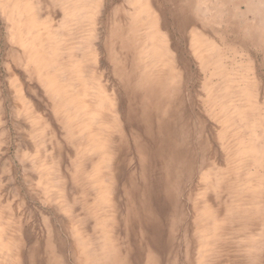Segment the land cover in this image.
Returning a JSON list of instances; mask_svg holds the SVG:
<instances>
[{
  "label": "rangeland",
  "instance_id": "obj_1",
  "mask_svg": "<svg viewBox=\"0 0 264 264\" xmlns=\"http://www.w3.org/2000/svg\"><path fill=\"white\" fill-rule=\"evenodd\" d=\"M28 1L51 34L59 83L78 88L69 71V63L76 64L89 107L100 111L88 123L87 115L75 114L63 97L49 93L0 3V264H264V0H181L202 34L195 41L158 16L163 57L150 53V37L138 30L142 22L133 1H100L91 25L80 13L73 15L72 0ZM112 44L117 54H109ZM161 57L173 68L168 71ZM148 67L163 71L161 85L143 80ZM99 94L111 101L112 112L97 106ZM250 99L253 109L245 110L242 121L225 122L229 103L240 106ZM162 120L171 146L158 151ZM99 137L106 138V148L95 146ZM172 145L179 146L177 154ZM243 145H257L258 161L251 153L239 154Z\"/></svg>",
  "mask_w": 264,
  "mask_h": 264
},
{
  "label": "bare ground",
  "instance_id": "obj_2",
  "mask_svg": "<svg viewBox=\"0 0 264 264\" xmlns=\"http://www.w3.org/2000/svg\"><path fill=\"white\" fill-rule=\"evenodd\" d=\"M100 1H102V0H72V3L73 4H71V7H72V13H73V15H75V14H77V13H80L82 16H84L85 18H86V21H87V23L89 24V25H91L94 21H95V19L97 18V13H99L98 12V9L100 8L99 6H98V4L100 3ZM129 2L131 1H133L134 2V5H135V8L137 9V13H138V15H139V18H140V21L142 22L141 23V25H140V27L138 28V30H140L141 28H143L145 31H144V33L147 35V36H149L150 37V40H151V42H150V40H149V42H148V44H150L151 43V45L149 46L150 48L149 49H151L152 51L150 52V53H155V52H157V54L158 55H160V56H162L163 57V45L161 44V42H160V39H159V28H158V26H159V24H158V16L159 17H163V18H166V19H168L169 20V22L170 23H172L174 26H175V28H174V30L175 31H178V32H180V33H184V32H188V35H190L192 38H197V35H200V34H202L201 33V30L200 29H198L197 27H195L193 24H194V22H195V20L192 18V16H191V7L190 6H186V5H184V4H182V2H181V0H128ZM107 2V1H106ZM109 2V1H108ZM222 2V1H221ZM0 3H1V9H2V11L6 14V16L11 20V22H12V26H13V28L15 29V30H17V31H19L21 34H19L18 35V41H19V44L24 48V50L27 52V56H28V61L31 63V64H33L34 65V67L36 68V70L38 71V73H41V75H40V80H41V82L43 83V85L47 88V90L49 91V93H51L52 95H57V96H59V97H63L64 98V101H66L65 103H67L68 105H70L72 108H73V111H74V113H75V111H78V112H80V113H78V114H83V115H87V118H86V121L89 123V121L88 120H91V114H95V113H97L98 114V111H100V110H98V108H94V110L93 109H91L89 106H90V104L88 103V99L87 98H89V97H86V96H89V93H88V88H87V84L85 83V81H84V78H83V76H81L80 75V69L78 68V66L76 65V64H74V63H72L70 60V62L71 63H69L70 64V68H69V71H70V73H74V76H75V78L77 79V81H78V88L77 89H75V91L74 90H71L70 88V86L67 84V82H66V84H63V83H59V81H58V76H59V74H58V76H57V74H56V69H58L57 68V66H56V64H55V59H56V55H55V49H54V47H50V45H49V43H50V39H51V34H50V32H49V30H47V28L45 29V27H44V25L42 24V22H39L38 20H37V18L35 17V12H33L34 10L32 9V6H31V4H30V2L28 1V0H0ZM105 3V2H104ZM209 3V2H208ZM108 4V3H107ZM116 4V3H115ZM136 4H137V6H136ZM210 4V3H209ZM101 5V4H100ZM189 5V4H188ZM204 5V4H203ZM224 5V4H223ZM116 6V5H115ZM119 6V5H118ZM252 6V5H251ZM99 7V8H98ZM107 7V6H106ZM195 8V7H194ZM106 9V8H105ZM126 9V8H125ZM136 9H135V11H136ZM264 9V8H263ZM114 9L112 8V11H113ZM158 12V13H156V11ZM194 10V9H193ZM195 10H196V8H195ZM251 10V9H250ZM208 11H209V9H208ZM255 11V10H254ZM253 11V12H254ZM263 11V10H262ZM116 12V11H115ZM240 12V11H239ZM238 12V13H239ZM110 13V12H109ZM113 13V12H112ZM123 13H124V10H123ZM126 13V12H125ZM208 13H210V12H208ZM237 13V12H236ZM101 14V13H100ZM105 14V13H104ZM103 14V15H104ZM259 14V13H258ZM99 15V14H98ZM118 15V14H117ZM240 15V14H239ZM140 16H143V17H140ZM100 17V16H99ZM200 17H203V16H200ZM108 18H109V16H108ZM236 18V17H235ZM126 19H128V18H126ZM202 19V18H201ZM67 20V19H66ZM98 20H99V18H98ZM105 20H106V18H105ZM116 20H118V19H116ZM198 20V19H197ZM237 20V19H236ZM114 22H112V24H113V26L112 27H115L116 28V26L118 25V23H116L115 22V19L113 20ZM167 21V20H166ZM165 21V22H166ZM206 22V21H205ZM101 23V22H100ZM99 23V24H100ZM204 23V22H203ZM239 23V22H238ZM105 24V23H104ZM104 24H102V25H104ZM120 24V23H119ZM263 24V23H262ZM107 25V24H106ZM165 26H166V24H164ZM199 25V24H198ZM99 26V25H98ZM98 26H97V28H98ZM101 26V25H100ZM109 26H111V25H109ZM138 26V25H137ZM168 26V25H167ZM173 26V27H174ZM204 26V25H203ZM119 27V26H118ZM129 27H130V25H129ZM200 27V26H199ZM211 27V26H210ZM96 28V29H97ZM101 28V27H100ZM99 28V29H100ZM91 29V28H90ZM112 29V28H111ZM119 29V28H118ZM122 29H123V27H122ZM147 29V30H146ZM84 30V29H83ZM130 28H129V32H130ZM221 30V29H220ZM62 31V30H61ZM97 31H99V30H97ZM106 31V30H105ZM104 31V32H105ZM110 31V30H109ZM112 31H114V28H113V30ZM147 31V32H146ZM174 31V32H175ZM264 31V30H263ZM262 31V32H263ZM94 32H95V30H94ZM123 32V31H122ZM60 33V32H59ZM115 32H113L112 34H114ZM64 34V33H63ZM83 34V33H82ZM101 34V33H100ZM126 34V33H125ZM21 35H23V36H21ZM97 35V34H96ZM104 35V34H103ZM117 35H118V33H117ZM131 35H133V34H131ZM101 37V36H100ZM104 37V36H103ZM106 37V36H105ZM120 37H122V36H120ZM133 37V36H132ZM6 38V37H5ZM99 38V37H98ZM114 38V37H113ZM124 38V37H123ZM134 38V37H133ZM133 38H132V41H133ZM102 39V38H101ZM127 39V38H126ZM137 39V38H136ZM144 39V38H143ZM8 40V39H7ZM103 40H104V38H103ZM115 40V39H114ZM125 40V39H124ZM130 40V39H129ZM140 40V39H139ZM200 40V39H199ZM202 40V39H201ZM9 41V40H8ZM7 41V42H8ZM11 41V40H10ZM98 41V40H97ZM96 41V42H97ZM115 41H117V39L115 40ZM128 41V40H127ZM141 41H142V39H141ZM140 41V42H141ZM195 41H196V39H195ZM95 42V43H96ZM103 42V41H102ZM101 42V43H102ZM125 42V41H124ZM123 42V43H124ZM139 42V41H138ZM201 42H203V40L201 41ZM10 43V42H9ZM8 43V44H9ZM105 42H103L102 44H104ZM106 43H108L107 41H106ZM146 44H147V42H145ZM51 44V43H50ZM101 44V45H102ZM115 44V43H114ZM120 44V43H119ZM130 44V43H129ZM196 44V43H195ZM61 45V44H60ZM100 45V46H101ZM190 45V44H189ZM197 45V44H196ZM200 45V44H199ZM6 46V45H5ZM9 46V45H8ZM106 45L104 44V47H105ZM132 46V45H131ZM134 46V45H133ZM132 46V47H133ZM116 47V46H115ZM126 47H128L127 45H126ZM132 47H130V48H132ZM98 48H99V46H98ZM108 48V47H107ZM129 48V47H128ZM137 48V47H136ZM187 48V47H186ZM195 49L196 51H197V53L200 55V57L202 58V57H205V50H202L201 51V48L202 47H200V46H195V47H192V49ZM57 49H58V47H57ZM91 49V48H90ZM106 49V48H105ZM104 49V50H105ZM141 49V48H140ZM92 51V50H91ZM100 50H98V52H99ZM134 51V50H133ZM145 51V50H144ZM143 51V53H146V52H144ZM195 51V52H196ZM11 52V51H10ZM24 52V51H23ZM108 52H109V54L110 55H113V54H117V53H115V52H117V50H115V48H114V46H113V44L111 45V46H109V49H108ZM120 52V51H119ZM129 52V51H128ZM127 52V53H128ZM140 53H141V51H139ZM181 52V51H180ZM192 52V51H191ZM190 52V53H191ZM15 53V52H14ZM92 53V52H91ZM96 53V52H95ZM106 53H107V50H106ZM125 53V52H124ZM182 53V52H181ZM194 54H196V53H194ZM16 55V54H15ZM134 55V54H133ZM142 55V54H141ZM146 55V54H145ZM150 55H152V54H150ZM155 55H156V53H155ZM23 56H24V54H23ZM115 56V55H114ZM123 56V55H122ZM126 56H127V54H126ZM149 56V55H148ZM194 56V55H193ZM99 57V56H98ZM162 57H161V59H159L160 60V62L162 63V64H164V66H166L167 67V69H168V71H169V69L172 67V65H170L169 64V62H168V60L166 59V61L165 60H163L162 59ZM184 57V56H183ZM20 58V57H19ZM125 58V57H124ZM132 58V57H131ZM134 58V57H133ZM139 58V57H138ZM137 58V59H138ZM144 58V56L143 57H141L140 59H143ZM166 58V57H165ZM168 58V57H167ZM175 58V57H174ZM186 58V57H185ZM194 58V57H193ZM10 59V58H9ZM67 59H68V57H67ZM72 59V58H71ZM88 59V58H87ZM94 59H96V58H94ZM105 59V58H104ZM123 59V58H122ZM136 59V60H137ZM140 59H138V61L140 60ZM157 59V58H156ZM155 59V60H156ZM171 59V58H170ZM176 59V58H175ZM188 59V58H187ZM19 60V59H18ZM57 60V59H56ZM107 60V59H106ZM120 60V59H119ZM133 60V59H132ZM132 60H131V64H133L132 63ZM146 60H147V58H146ZM195 60H197V59H195ZM16 61V60H15ZM27 61V62H28ZM141 61V60H140ZM150 61V60H149ZM199 61V60H198ZM236 61V60H235ZM98 62V61H97ZM107 62H109V61H107ZM112 62H115L116 63V58H114L113 60H112ZM118 62V61H117ZM160 62H159V64H160ZM172 62V61H171ZM185 62H187V60L185 61ZM191 62V61H190ZM18 63V62H17ZM20 63V62H19ZM126 63V62H125ZM140 63V62H139ZM142 63V62H141ZM155 63V62H154ZM157 63H158V61H157ZM156 63V64H157ZM175 63V62H174ZM173 63V64H174ZM183 63V62H182ZM188 63V62H187ZM203 63V62H202ZM24 64H26V62L24 63ZM29 64V63H28ZM61 64V63H60ZM123 64V63H122ZM138 64V63H137ZM155 64V65H156ZM177 64V63H176ZM189 64V63H188ZM197 64V63H196ZM19 65V64H18ZM21 65V64H20ZM127 65V64H126ZM201 65V64H200ZM203 65V64H202ZM11 66V65H10ZM15 66V65H14ZM97 66H98V64H97ZM113 66V65H112ZM122 66V65H121ZM140 66H142V65H140ZM139 66V67H140ZM151 66H152V64H151ZM154 66V65H153ZM178 66V65H177ZM5 67H6V65H5ZM12 67V66H11ZM150 67V66H149ZM147 68L145 71H144V78H143V80L145 79V80H149V81H152V83L154 82H159L161 79H162V72L163 71H160V69L159 68H157L156 70H152V68ZM158 67H160V65L158 66ZM162 67V66H161ZM202 67V66H201ZM207 67H208V65H207ZM22 68V67H21ZM23 68H24V65H23ZM33 68V67H32ZM94 68V67H93ZM134 68V67H133ZM132 68V69H133ZM141 68V67H140ZM163 68V67H162ZM173 68V67H172ZM200 68V67H199ZM18 69H20V68H18ZM26 69V68H25ZM24 69V70H25ZM67 69V68H66ZM65 69V70H66ZM82 69V68H81ZM114 69V68H113ZM131 69V68H130ZM135 69V68H134ZM201 69V68H200ZM204 69H206V67L204 68ZM13 70V69H12ZM16 70V69H15ZM23 70V71H24ZM107 70V72H108V69H106ZM126 70V69H125ZM125 70H123V71H125ZM137 70V69H136ZM173 70V69H172ZM189 70V69H188ZM207 70V69H206ZM67 71V70H66ZM82 71H83V69H82ZM91 71V70H90ZM122 71V73H124ZM130 71V70H129ZM25 72V71H24ZM23 72V73H24ZM27 72V71H26ZM101 72V71H100ZM106 72V71H105ZM134 72V71H133ZM203 72V71H202ZM10 73H11V71H10ZM19 73V72H18ZM116 73V72H115ZM118 73V72H117ZM165 73V72H164ZM167 73V72H166ZM173 73V72H172ZM175 73V72H174ZM173 73V74H174ZM180 73H181V70H180ZM35 74V73H34ZM93 74V73H92ZM95 74V73H94ZM108 74H110V73H108ZM131 74H133V73H131ZM205 74V73H204ZM28 75V74H27ZM38 75V76H39ZM102 75V74H101ZM123 75V74H122ZM29 76V75H28ZM70 76H72V75H70ZM112 76H113V74H112ZM117 76V75H116ZM119 76V75H118ZM125 76H126V74H125ZM131 76V75H130ZM139 76V75H138ZM141 76V75H140ZM30 77V76H29ZM102 77V76H101ZM106 77V76H105ZM108 77V76H107ZM164 78H165V75L163 76ZM170 77H171V75H170ZM19 78V77H18ZM70 78V77H69ZM103 78V77H102ZM114 78V77H113ZM122 78V77H121ZM120 78V79H121ZM124 78V77H123ZM172 78V77H171ZM175 78V77H174ZM178 78V77H177ZM202 78H203V76H202ZM25 79V78H24ZM30 79H31V77H30ZM71 79V78H70ZM125 79V78H124ZM210 79V78H209ZM2 80H4V79H2ZM74 80V79H73ZM99 80V79H98ZM103 80V79H102ZM113 80V79H112ZM132 80V79H131ZM139 80H141V79H139ZM175 80V79H174ZM203 80V79H202ZM211 80H212V78H211ZM24 81V80H23ZM61 81V80H60ZM64 81V80H63ZM106 81V80H105ZM116 81V80H115ZM114 81V82H115ZM118 81V83H119V79L117 80ZM125 81V80H124ZM138 81V80H137ZM170 81H172L171 79H170ZM179 81V80H178ZM2 82V81H1ZM39 82V81H38ZM62 82V81H61ZM73 82V81H72ZM113 82V81H112ZM161 82V81H160ZM203 82V81H202ZM70 83V82H69ZM140 83V82H139ZM139 83H137V84H139ZM143 83V82H142ZM148 83H151V82H148ZM153 83V85H155ZM171 83V82H170ZM179 83V82H178ZM99 84V83H98ZM108 84V83H107ZM114 84V83H113ZM135 84H136V81H135ZM162 84V82L161 83H158V85H161ZM143 85V84H142ZM146 85V84H145ZM145 85H144V87H145ZM150 85V84H149ZM206 85V84H205ZM5 86V85H4ZM24 86V85H23ZM26 86V85H25ZM117 86H118V84H117ZM27 87V86H26ZM30 87V86H29ZM94 87V86H93ZM92 87V88H93ZM119 87V86H118ZM137 87H139V86H137ZM1 88V87H0ZM40 88V87H39ZM108 88V87H107ZM128 88V87H127ZM129 88H130V86H129ZM151 88V87H150ZM170 88V87H169ZM213 88V87H212ZM5 89V88H4ZM139 89V88H138ZM41 90V89H40ZM42 90H43V88H42ZM119 90V89H118ZM126 90V89H125ZM131 90V89H130ZM168 90V89H167ZM23 91V90H22ZM21 91V92H22ZM45 91V90H44ZM27 92V91H26ZM112 92V91H111ZM160 93H161V91H159ZM181 92V91H180ZM247 92V97H249V98H251L250 97V92L249 91H246ZM246 92L245 93H243V97L245 96V94H246ZM6 93V92H5ZM23 93V92H22ZM106 93V92H105ZM120 93V92H119ZM163 93V92H162ZM213 93V92H212ZM19 94V93H18ZM45 94H46V92H45ZM166 94V93H165ZM179 94V93H178ZM8 95V94H7ZM26 95V94H25ZM96 95H98L97 93H96ZM100 96H99V99H97V106H99V108L102 106L103 108H105L106 110H110L111 112H112V110H113V106H112V103H111V101L109 100V99H107V98H104V97H102L101 96V94H99ZM125 95H126V93H125ZM142 95H144V94H142ZM211 95H213V94H211ZM33 96V95H32ZM91 96V95H90ZM145 96V95H144ZM176 96H178L177 95V93H176ZM175 96V97H176ZM8 97V96H7ZM22 97V96H21ZM26 97V96H25ZM37 97V96H36ZM94 97V96H93ZM114 97V96H113ZM214 97V96H213ZM216 97V96H215ZM2 98V97H1ZM46 98V97H45ZM129 98V97H128ZM127 98V99H128ZM133 98V97H132ZM138 98V97H137ZM146 98V97H145ZM162 98V97H161ZM167 98L169 99V97L167 96ZM3 99V98H2ZM7 99H9V98H7ZM40 99V98H39ZM38 99V100H39ZM95 99V98H94ZM159 99V98H158ZM175 99V98H174ZM209 99V98H208ZM93 99L91 98V101H92ZM96 100V99H95ZM114 100V99H113ZM136 100V99H135ZM143 100V99H142ZM149 100V99H148ZM148 100H146V101H148ZM13 101V100H12ZM21 101H22V98H21ZM25 101V100H24ZM27 101V100H26ZM52 101V100H51ZM56 101H57V99H56ZM55 101V102H56ZM130 101V100H129ZM151 101V100H150ZM153 101V100H152ZM166 101V100H165ZM178 101H180V98L178 99ZM183 101V100H182ZM210 101H212V100H210ZM221 101V100H220ZM2 102V101H1ZM143 102V101H142ZM167 102H168V100H167ZM203 102V101H202ZM14 103V102H13ZM16 103V102H15ZM31 103V102H30ZM62 103V102H61ZM65 103H63V104H65ZM131 103V102H130ZM153 103V102H152ZM179 103V102H178ZM3 104V103H2ZM23 104V103H22ZM51 104V103H50ZM55 104V103H54ZM92 104V103H91ZM144 105H145V103H143ZM147 104V103H146ZM166 104V103H165ZM211 104V103H210ZM209 104V105H210ZM215 104H217V103H215ZM214 104V105H215ZM230 105H231V107L230 108H228L229 109V113L227 114V115H225L226 117H225V122H226V120L228 121V119H229V117H231V118H236L238 121H242L243 119H244V112H245V110L246 109H253V102H252V100L250 99L249 101H247L246 102V104L244 103V104H239L240 106H236V105H233L232 103H229ZM28 105V104H27ZM37 105V104H36ZM48 105V104H47ZM167 105V104H166ZM207 105V104H206ZM213 105V106H214ZM17 106H18V103H17ZM23 106V105H22ZM26 106V105H25ZM53 106V105H52ZM95 106H96V104H95ZM137 106V105H136ZM165 106V105H164ZM169 106V105H168ZM176 106V105H175ZM219 105H217V107H218ZM1 107V106H0ZM37 107V106H36ZM55 107V106H54ZM61 107V106H60ZM65 107V106H64ZM142 107V106H141ZM146 107V106H145ZM148 107V106H147ZM151 107V106H150ZM150 107H148V108H150ZM157 107V106H156ZM170 107V106H169ZM206 107H208V106H206ZM210 107V106H209ZM34 108V107H33ZM58 108V107H57ZM62 108V107H61ZM166 108H167V106H166ZM179 108V107H178ZM211 108V107H210ZM215 108V107H214ZM1 109V108H0ZM32 109V108H31ZM46 109V108H45ZM53 109V108H52ZM132 109V108H131ZM134 109V108H133ZM142 109V108H141ZM146 109V108H145ZM152 109V108H151ZM156 109V108H155ZM175 109V108H174ZM216 109V108H215ZM11 110V109H10ZM47 110V109H46ZM102 110V109H101ZM137 110V109H136ZM161 110V109H160ZM19 111L20 110H18V112H17V114L19 113ZM24 111H25V109H24ZM38 111H40V110H38ZM44 111V110H43ZM49 111V110H48ZM59 111V110H58ZM157 111H159V109L157 110ZM166 111V110H165ZM218 111V110H217ZM10 112V111H9ZM15 112V111H14ZM54 112V111H53ZM63 112V111H62ZM103 112H105V110L103 109V111H102V114H103ZM129 112V111H128ZM177 112V111H176ZM215 112V111H214ZM8 113V112H7ZM6 113V111H5V114H7ZM31 113V112H30ZM32 113H34V112H32ZM59 113V112H58ZM106 113V112H105ZM115 113V112H114ZM160 113V112H159ZM166 113V112H165ZM169 113V112H168ZM226 113V112H225ZM22 114H24V113H22ZM56 114V113H55ZM60 114V113H59ZM64 114V113H63ZM68 114V113H67ZM76 114V113H75ZM75 114H73V115H75ZM129 114V113H128ZM148 114H150L149 112H148ZM173 114V113H172ZM180 114V113H179ZM179 114H178V116H179ZM209 114V113H208ZM221 114V113H220ZM26 115V114H25ZM28 115H29V113H28ZM27 115V116H28ZM73 115H71V116H73ZM158 115H160V114H158ZM165 115H167V114H165ZM6 116V115H5ZM60 116V115H59ZM76 116V115H75ZM101 116V115H100ZM107 116V115H106ZM114 116V115H113ZM170 116H172V115H170ZM208 116V115H207ZM3 117V116H2ZM103 117H105V116H103ZM102 117V118H103ZM110 117V116H109ZM177 117V116H176ZM188 116H186V118H187ZM190 117V116H189ZM213 117V116H212ZM27 118V117H26ZM74 118V117H73ZM115 118V117H114ZM142 118V117H141ZM160 118V117H159ZM171 118V117H170ZM198 118V117H197ZM214 118H216V117H214ZM35 119V118H34ZM69 119V118H68ZM71 119V118H70ZM101 119V118H100ZM104 119V118H103ZM148 119V118H147ZM164 119V118H163ZM177 119V118H176ZM195 119V118H194ZM211 120H212V118H210ZM11 120H13V119H11ZM23 120V119H22ZM67 120V119H66ZM74 120V119H73ZM78 120V119H77ZM83 120V119H82ZM105 120V119H104ZM108 120V119H107ZM113 120V119H112ZM159 120V119H158ZM221 120V119H220ZM234 120V119H233ZM232 120V121H233ZM18 121V120H17ZM25 121V120H24ZM72 121V120H71ZM106 121V120H105ZM105 121H103V122H105ZM160 121V120H159ZM166 121V120H165ZM169 121V120H168ZM167 121V122H168ZM180 121V120H179ZM187 121H188V119H187ZM217 121V120H216ZM231 121V122H232ZM2 122H4V119H3V121ZM8 122V121H7ZM75 122V121H74ZM118 122V121H117ZM162 122H163V120H162ZM203 122V121H202ZM218 122H219V120H218ZM9 123V122H8ZM76 123H78L79 124V122H76ZM115 123V122H114ZM151 123H153V122H151ZM188 123V122H187ZM216 123V122H215ZM22 124V123H21ZM28 124V123H27ZM91 124V123H90ZM142 124H144V123H142ZM145 124H146V122H145ZM172 124V123H171ZM177 124V123H176ZM175 124V125H176ZM180 124H181V122H180ZM217 124V123H216ZM229 123H227L226 124V126L228 125ZM16 125V124H15ZM75 125H77V124H75ZM109 125H111V124H109ZM189 125V124H188ZM219 124H217V126H218ZM13 126V125H12ZM11 126V127H12ZM92 125H90V127H91ZM111 126H113V125H111ZM147 126V125H146ZM173 126V125H172ZM76 127H78V126H76ZM75 127V128H76ZM83 127H84V125H83ZM85 127H89V126H86L85 125ZM84 127V128H85ZM183 127V126H182ZM187 127V126H186ZM242 127V126H241ZM96 128V127H95ZM98 128V127H97ZM113 128V127H112ZM147 128V127H146ZM153 128V127H152ZM218 128V127H217ZM3 129V128H2ZM27 129H29V128H27ZM83 129V128H82ZM86 129V128H85ZM118 129V128H117ZM158 129H159V133H158V135H157V137H156V141H157V150L158 151H162L163 150V148H165L164 146L166 145L167 146V148H168V146H171V145H168V144H170V142H166L165 141V135H169L171 132L169 131V128L164 124V122H163V124H159V126H158ZM191 129V128H190ZM245 129V128H244ZM15 130V129H14ZM31 130V129H30ZM81 130V129H80ZM84 130V129H83ZM87 130H88V128H87ZM113 130V129H112ZM174 130H175V128H174ZM3 131V130H2ZM22 131V130H21ZM79 131V130H78ZM98 131V130H97ZM117 131V130H116ZM137 131V130H136ZM152 131V130H151ZM151 131H149V132H151ZM176 131V130H175ZM68 132V131H67ZM81 132V131H80ZM102 132V131H101ZM101 132H98V133H101ZM111 132V131H110ZM113 132V131H112ZM177 132H178V130H177ZM148 133V132H147ZM193 133V132H192ZM69 134V133H68ZM77 134H79V133H77ZM76 134V135H77ZM81 134V133H80ZM84 134V133H83ZM110 134V133H109ZM113 134V133H112ZM152 134V133H151ZM173 134V133H172ZM16 135V134H15ZM21 135H22V133H21ZM96 135V134H95ZM111 135V134H110ZM174 136L176 135V133L175 134H173ZM179 135V134H178ZM17 136V135H16ZM19 136V135H18ZM70 136H71V134H70ZM100 136V135H99ZM106 136V135H105ZM148 136V135H147ZM151 136V135H150ZM12 137V136H11ZM15 137V136H14ZM13 137V138H14ZM21 137V136H20ZM73 137V136H72ZM108 137V136H107ZM176 137V136H175ZM194 137V136H193ZM82 138V137H81ZM96 138V137H95ZM94 138V139H95ZM127 138V137H126ZM3 139V138H2ZM72 139V138H71ZM90 139V142H91V138H89ZM105 137H99V138H97V141H96V143H95V146H97L98 148H100V149H102V148H106V143H105ZM114 139V138H113ZM132 139V138H131ZM170 139V138H169ZM190 139V138H189ZM188 139V140H189ZM81 140V139H80ZM96 140V139H95ZM124 140H126V139H124ZM154 140V141H155ZM74 141H76V140H74ZM89 141V140H88ZM111 141H113V140H111ZM115 141V140H114ZM180 141V140H179ZM242 141L243 140H240V141H238V142H240V143H242ZM80 142H82V141H80ZM107 142V141H106ZM150 142V141H149ZM148 142V143H149ZM15 143V142H14ZM21 143V142H20ZM23 143V142H22ZM21 143V144H22ZM86 143V142H85ZM89 143V142H88ZM88 143H87V145H88ZM127 143V142H126ZM154 143V142H153ZM227 143V142H226ZM256 143V142H255ZM17 145H18V143H16ZM112 144V143H111ZM187 144H189L188 142H187ZM222 144V143H221ZM60 145V144H59ZM74 145V144H73ZM81 145H83V144H81ZM118 145V144H117ZM173 145H176V144H173ZM172 145V152H176V154L178 153V150L180 149L179 148V146H173ZM183 145H185L186 146V143L185 144H183ZM93 146V145H92ZM110 146V145H109ZM113 146V145H112ZM80 147V146H79ZM88 147H89V145H88ZM88 147H86V148H88ZM126 147H127V145H126ZM153 147H155V146H153ZM256 147H257V145H256ZM256 147L254 146V145H243V146H241V147H239L238 148V152H239V154L243 157V155H245L246 153H251L252 154V157L254 158L253 160H255V161H258L257 159H258V155H257V153H256ZM82 148V147H81ZM85 148V149H86ZM181 148H182V146H181ZM188 148H189V146H188ZM10 149V148H9ZM19 149V148H18ZM21 149V148H20ZM178 149V150H177ZM190 149H191V146H190ZM84 150V149H83ZM109 150V149H108ZM154 150H156V149H154ZM187 150V149H186ZM15 151H16V149H15ZM77 152V151H76ZM95 152V151H94ZM93 152V153H94ZM107 152V151H106ZM169 152V151H168ZM235 152V151H234ZM79 154H80V152H78ZM96 153V152H95ZM170 153V152H169ZM180 153V152H179ZM92 154V153H91ZM174 154V153H173ZM25 155V154H24ZM27 155V154H26ZM76 155V154H75ZM103 155V154H102ZM102 155H100L101 156V158H102ZM128 155V154H127ZM145 154H143V156H144ZM158 155V154H157ZM83 156V155H82ZM86 156H88V155H86ZM140 156H142V153H141V155ZM170 156V155H169ZM175 156V155H174ZM177 157H178V155H176ZM20 157V156H19ZM24 157V156H23ZM83 157H85V156H83ZM233 157V156H232ZM250 157V156H249ZM27 158V157H26ZM25 158V159H26ZM77 158H79V157H77ZM82 158V157H81ZM80 158V159H81ZM97 158V157H96ZM96 158L94 159V160H96ZM104 158V157H103ZM167 158V157H166ZM179 158V157H178ZM240 158V157H239ZM246 158V157H245ZM17 159H19V158H17ZM20 159H21V157H20ZM40 159V158H39ZM88 159V158H87ZM140 159V158H139ZM146 159V158H145ZM176 159V158H175ZM181 159V158H180ZM204 159H205V157H204ZM244 159V158H243ZM94 160H93V162H94ZM101 160V159H100ZM173 160V159H172ZM172 160L170 161V162H172ZM234 160V159H233ZM236 160V159H235ZM35 161H36V159H35ZM39 161V160H38ZM37 161V162H38ZM41 161V160H40ZM96 161H98V160H96ZM102 161V160H101ZM168 161V160H167ZM6 162V161H5ZM43 162V161H42ZM140 162V161H139ZM147 162V161H146ZM149 162V161H148ZM147 162V163H148ZM162 162V161H161ZM166 162V161H165ZM233 162V161H232ZM41 163V162H40ZM97 163V162H96ZM194 163V162H193ZM201 163V162H200ZM141 164V163H140ZM5 165V164H4ZM23 165V164H22ZM43 165H45V164H43ZM131 165V164H130ZM25 166V165H24ZM99 165H97V167H98ZM183 166V165H182ZM242 166V165H241ZM30 167V166H29ZM35 167V166H34ZM39 167V166H38ZM95 167V166H94ZM172 167V166H171ZM32 168V167H31ZM79 168V167H78ZM40 169V168H39ZM76 169V168H75ZM95 169H97V168H95ZM25 170V169H24ZM31 170V169H30ZM33 170V169H32ZM99 170V169H98ZM29 171V170H28ZM39 171H42V170H39ZM97 171V170H96ZM23 172V171H22ZM35 172V171H34ZM79 172V171H78ZM234 172H235V170H234ZM24 173V172H23ZM27 173V172H26ZM97 173V172H96ZM240 173V172H239ZM238 173V174H239ZM260 173V172H259ZM99 174V173H98ZM83 175V174H82ZM86 175V174H85ZM84 175V176H85ZM89 175V174H88ZM207 175H209V174H207ZM206 175V176H207ZM28 176V175H27ZM29 176H30V174H29ZM201 176V175H200ZM237 176V175H236ZM24 177V176H23ZM39 177V176H38ZM41 177V176H40ZM43 177V176H42ZM41 177V178H42ZM82 177V176H81ZM87 177V176H86ZM94 177H96V174H95V176ZM202 177H204V176H202ZM201 177V178H202ZM212 177V176H211ZM239 177V176H238ZM237 177V178H238ZM254 178V177H253ZM18 179V178H17ZM33 179V178H32ZM44 179V178H43ZM78 179H79V177H78ZM93 179V178H92ZM99 179V178H98ZM101 179V178H100ZM207 179V178H206ZM210 179V178H209ZM250 179H251V177H250ZM48 180V179H47ZM89 180H90V177H89ZM94 180H96V179H94ZM202 179H200V181H201ZM246 180V179H245ZM252 180V179H251ZM20 181H21V179H20ZM41 182V181H40ZM47 182V181H46ZM89 182V181H88ZM212 182V181H211ZM21 183H22V181H21ZM90 183V182H89ZM207 183V182H206ZM239 183H241V181L239 182ZM24 184H26V182L24 183ZM40 184V183H39ZM91 184V183H90ZM43 185V184H42ZM248 185V184H247ZM246 185V186H247ZM250 185V184H249ZM105 186V185H104ZM241 186V185H240ZM243 186H244V184H243ZM27 187H29V186H27ZM48 187V186H47ZM46 187V188H47ZM52 187V186H51ZM99 187V186H98ZM238 188V187H237ZM245 188V187H244ZM261 188V187H260ZM26 189V188H25ZM29 189V188H28ZM44 189V188H43ZM52 189V188H51ZM239 189V188H238ZM237 189V190H238ZM242 189V188H241ZM246 189H249V187L247 188L246 187ZM253 189V188H252ZM256 190V189H255ZM254 190V191H255ZM62 191V190H61ZM108 191V190H107ZM242 191V190H241ZM250 191V190H249ZM254 191H253V193H254ZM44 192V191H43ZM111 192V191H110ZM238 192H239V190H238ZM261 192V191H260ZM42 193V192H41ZM252 193V194H253ZM35 194V193H34ZM44 194V193H43ZM42 194V195H43ZM96 194V193H95ZM103 194V193H102ZM106 194H108L107 192H106ZM105 194V195H106ZM242 194V193H241ZM261 194V193H260ZM41 195V196H42ZM47 195V194H46ZM246 195V194H245ZM250 195V194H249ZM2 196V195H1ZM50 196V195H49ZM48 196V197H49ZM54 196V195H53ZM100 196H101V194H100ZM252 196V195H251ZM258 196V195H257ZM256 196V197H257ZM50 197H52V196H50ZM49 197V198H50ZM99 197V196H98ZM103 197V196H102ZM254 197V196H253ZM48 198V199H49ZM100 198V197H99ZM104 198V197H103ZM249 198V197H248ZM251 198V197H250ZM97 199V198H96ZM43 200H45L46 202L47 201H49V200H46V199H43ZM100 200V199H99ZM245 200V199H244ZM244 200L243 201H241V202H244ZM58 201V200H57ZM45 202V203H46ZM52 202V201H51ZM110 202V201H109ZM108 202V203H109ZM241 202H240V204H241ZM94 204H96V203H94ZM243 204V203H242ZM245 204V203H244ZM243 204V205H244ZM247 206V205H246ZM254 206V205H253ZM49 207V206H48ZM248 207V206H247ZM58 208V207H57ZM64 208V207H63ZM250 208V207H249ZM255 208V207H254ZM205 209V208H204ZM252 209V208H251ZM64 210V209H63ZM62 210V211H63ZM237 210V209H236ZM250 210V209H249ZM255 210V209H254ZM59 211V210H58ZM69 211V210H68ZM238 211V210H237ZM232 212H233V209H232ZM239 212V211H238ZM248 212V211H247ZM250 212V211H249ZM258 212V211H257ZM201 213V212H200ZM251 213V212H250ZM238 214V213H237ZM69 215V214H68ZM241 215V214H240ZM207 215H205V217H206ZM67 217V216H66ZM208 217V216H207ZM211 217V216H210ZM98 219V218H97ZM202 219V218H201ZM212 220V219H211ZM99 222V221H98ZM105 223V222H104ZM103 223V224H104ZM212 224V223H211ZM107 225H108V223H107ZM104 226V225H103ZM211 228V227H210ZM207 230V229H206ZM214 233V232H213ZM74 234V233H73ZM202 234V233H201ZM74 235H76V234H74ZM78 236V235H77ZM76 236V237H77ZM106 236V235H105ZM127 236V235H126ZM213 237V236H212ZM75 238V237H74ZM203 238V237H202ZM206 238V237H205ZM210 238V237H209ZM204 239V238H203ZM211 239V238H210ZM107 240V239H106ZM105 240V241H106ZM205 240V239H204ZM207 240V239H206ZM9 241V240H8ZM210 241V240H209ZM114 244V243H113ZM209 244V243H208ZM76 245V244H75ZM117 245V244H116ZM122 245V244H121ZM78 246V245H77ZM3 247V246H2ZM1 247V248H2ZM75 247V246H74ZM113 247V246H112ZM34 248V247H33ZM82 248V247H81ZM111 248V247H110ZM119 248V247H118ZM118 248H117V251H119L118 250ZM4 249V248H3ZM83 251V250H82ZM81 252V251H80ZM80 254V253H79ZM78 254V255H79ZM115 254V253H114ZM113 254V255H114ZM118 254H119V252H118ZM2 255V254H1ZM101 255H103V254H101ZM110 255H111V253H110ZM120 255V254H119ZM77 256V255H76ZM90 256V255H89ZM98 256V255H97ZM81 257V256H80ZM88 257V256H87ZM91 257H92V255H91ZM95 257V256H94ZM107 257V256H106ZM151 257V256H150ZM149 257V258H150ZM31 259H33L32 257H30ZM29 258V259H30ZM83 258V257H82ZM93 258V257H92ZM99 258V257H98ZM101 259V258H100ZM104 259V258H103ZM102 259V260H103ZM108 259V258H107ZM148 259V258H147ZM101 260V261H102ZM110 260V259H109ZM33 261H35V260H33ZM79 261V260H78ZM104 261V260H103ZM115 261H117V260H115ZM83 262V261H82ZM88 263H89V261H88ZM147 263V262H146ZM103 264V263H102Z\"/></svg>",
  "mask_w": 264,
  "mask_h": 264
}]
</instances>
